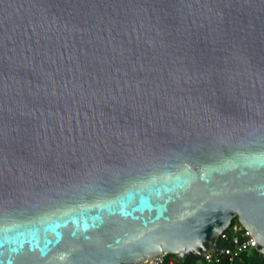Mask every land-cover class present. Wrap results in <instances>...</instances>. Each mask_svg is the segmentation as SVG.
Masks as SVG:
<instances>
[{
	"label": "water",
	"instance_id": "obj_1",
	"mask_svg": "<svg viewBox=\"0 0 264 264\" xmlns=\"http://www.w3.org/2000/svg\"><path fill=\"white\" fill-rule=\"evenodd\" d=\"M264 256V0H0V264Z\"/></svg>",
	"mask_w": 264,
	"mask_h": 264
},
{
	"label": "built area",
	"instance_id": "obj_2",
	"mask_svg": "<svg viewBox=\"0 0 264 264\" xmlns=\"http://www.w3.org/2000/svg\"><path fill=\"white\" fill-rule=\"evenodd\" d=\"M223 242H226V244ZM256 243V239L244 225L238 220L231 221L229 226L219 234L216 243L202 254L201 260L206 263L214 261L217 263L224 262V264H231L232 260L241 253L255 248ZM178 257L180 256L178 255ZM136 264H176V262L174 259L166 258L163 255L147 258Z\"/></svg>",
	"mask_w": 264,
	"mask_h": 264
},
{
	"label": "trees",
	"instance_id": "obj_3",
	"mask_svg": "<svg viewBox=\"0 0 264 264\" xmlns=\"http://www.w3.org/2000/svg\"><path fill=\"white\" fill-rule=\"evenodd\" d=\"M237 221V218L233 219L232 222ZM226 244V242H223ZM219 244V242H218ZM166 258L174 259L176 264H224V262H210L206 263L201 258H196L194 255L186 256L185 259H181L177 254L168 253L165 255ZM231 264H264V256L255 248L249 249L241 253L238 257L234 258Z\"/></svg>",
	"mask_w": 264,
	"mask_h": 264
}]
</instances>
